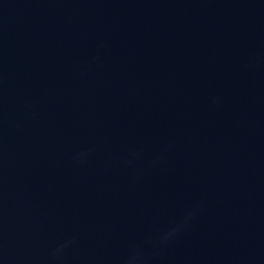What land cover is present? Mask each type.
Here are the masks:
<instances>
[{
	"label": "water",
	"instance_id": "water-1",
	"mask_svg": "<svg viewBox=\"0 0 264 264\" xmlns=\"http://www.w3.org/2000/svg\"><path fill=\"white\" fill-rule=\"evenodd\" d=\"M0 264H264V0H0Z\"/></svg>",
	"mask_w": 264,
	"mask_h": 264
}]
</instances>
